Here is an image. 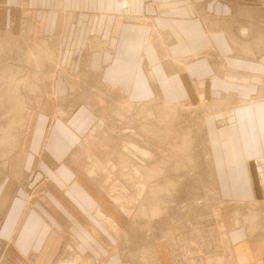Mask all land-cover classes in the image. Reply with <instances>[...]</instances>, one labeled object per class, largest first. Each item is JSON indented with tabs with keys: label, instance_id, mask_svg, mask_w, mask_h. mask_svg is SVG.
<instances>
[{
	"label": "crops",
	"instance_id": "obj_1",
	"mask_svg": "<svg viewBox=\"0 0 264 264\" xmlns=\"http://www.w3.org/2000/svg\"><path fill=\"white\" fill-rule=\"evenodd\" d=\"M258 2L263 8L252 5ZM262 3L264 0H0V35L19 34L23 27L30 26L26 33L29 31L31 42L36 40L32 39L34 35L57 47L59 62L52 73V102L64 100L71 93L65 74L78 75L81 71L84 76L85 72L96 74L123 90L126 102L158 99L179 104L200 101L201 96L221 101L220 110L208 121L210 146L207 142L217 189L224 197L238 195L234 198L264 201V91L260 94L259 89L264 88V52L257 57H242L233 51L226 37L231 29L238 36L242 24L264 27ZM214 20L212 29L208 23ZM53 37L58 38L54 39L57 43ZM183 59L186 61L181 64L179 60ZM231 75L236 78L229 79ZM257 90L260 98L246 100ZM239 98L246 104H241ZM38 100L30 109L34 115L27 127L29 153L24 166L33 165L34 176L46 175L49 179L43 199L28 207L15 202L21 214L13 217L19 219L11 224L7 219L2 221L0 234L7 241L3 256L12 264L69 263L83 255L92 258L89 264H136L126 260L118 246L111 248L112 240L104 237L107 229L96 222L100 209L94 212L92 207L95 195L88 191L91 189L87 183L76 178L74 167L68 163L77 142L93 122L88 117V106L66 105L59 100L64 112L75 110L70 117L60 118L62 114L53 113L54 105H42ZM248 104L257 107L258 126H254L251 116L247 117L242 129L250 137L251 148L244 149L258 159L244 155L238 122L232 115H242L241 109ZM242 180L248 190L238 183ZM93 224L103 231L101 241L93 238L92 233L98 232ZM156 233L158 239L154 242L159 247L161 236L159 230ZM228 234L234 258L238 247L249 252L246 263L236 264H264L260 256L264 238H245L237 227ZM184 237L187 240L188 234ZM198 240L194 243L200 247L196 260L204 261L209 250L202 236ZM159 264H173L166 246L161 249ZM200 264H207L206 260Z\"/></svg>",
	"mask_w": 264,
	"mask_h": 264
},
{
	"label": "rangeland",
	"instance_id": "obj_2",
	"mask_svg": "<svg viewBox=\"0 0 264 264\" xmlns=\"http://www.w3.org/2000/svg\"><path fill=\"white\" fill-rule=\"evenodd\" d=\"M252 5H255L258 9L263 8L259 6V2L253 3ZM25 21L32 23L29 20ZM208 25L213 29L214 25H216V21L214 20L212 23H208ZM238 27L240 28V30H238V36L232 34L233 29H231V33L226 36L236 54L242 57H257L261 52H264V27H262V25L250 23L247 25L242 24ZM23 28L24 29H21L19 34L12 33L11 37H9L11 34L6 32L0 35V44L5 47H0V229L2 227V221L7 219V222L10 221L9 223L11 224L19 219L13 217L16 214L17 216L21 214V211L16 210V206L13 205L15 202V204L19 202L24 203V205L28 207L32 206V204L40 200V198L43 199L45 196L44 192L49 176H34V166L32 165L29 168L24 166L27 153H29V151L26 150V145L28 143L27 127L34 115V110L31 111L32 113H29L31 104L33 106L34 101L43 97L45 99H39L41 101L38 100V103L41 102L42 105H54V108L52 106L54 115L61 116L62 114L60 118H67L75 113L74 109L64 112V105H60L59 103L60 99L57 100V102H52V96L54 94L51 89L52 81L55 78L52 73L55 71L57 65H54V68L52 66L56 64V62L51 65L43 64L42 68L41 61H39L38 64L36 61H33L34 59L31 63L27 62V49L30 46L28 47L25 45V47L24 44H22L21 47L19 43L23 41L31 45L33 43L35 44L37 42L36 40L43 37L34 38L33 35L32 39L36 40L31 42L29 41V36L28 38L26 37L25 27ZM95 43L99 44L97 41H95ZM260 44L262 45L258 47ZM100 45L101 44H99V46ZM53 49L57 51V48L54 47ZM29 57L31 56L29 55ZM179 61L183 64L186 59ZM52 68L54 71L51 73ZM36 71L37 75H35ZM85 73V76L82 71L78 75L66 73V77H64L70 85L71 93H68L65 99L60 101H63V103L65 102L66 105H74L77 103V106H80L85 104L86 107L88 106L89 108H87L89 115H91H88V117L93 120L92 124L84 132V135H86V133L88 135L86 137L83 135L81 141L77 142L74 152L71 157H69L68 163L74 167L76 178L79 179V181L87 183L91 189L88 191L95 195L96 201L92 199V207L94 208V212L100 209V211H97L99 214V221L97 219L96 222L102 226L105 224L104 226L107 231H110V233L108 231V234L104 235V237L112 240L111 244L113 245L111 248L114 249L115 246H118L125 255L126 260L136 264H159L161 249L165 248V246L167 251H169L173 264H200L202 262L205 263V260L207 264L246 263L249 260L248 249L238 247L237 255L234 258V251L229 240L228 232L237 227L240 233L246 236L245 238H264V201H259V204H255L256 206L253 208L252 206L254 204L249 205L247 199L242 200L240 198L236 200L234 197H238L237 193V196L234 195L232 198L224 197L217 189L216 185L218 184L212 172L213 166L209 159L210 156L208 152L210 141L208 121L212 113L220 110L221 107L219 104L221 101L217 102L216 100L215 103L204 100L201 96L199 99L200 101H183L184 103L181 102V104L175 103L174 107L179 106L180 108L177 109L180 116L177 118L180 119L178 120V125L177 122H173L174 129L172 130V134L164 137L155 135V137L154 131L148 132L149 130L146 129L147 126L144 129H141V127L138 129L139 122H132H134V119H139V117L136 116V110H140L141 104H148L147 106L152 114V119L150 120V118H148V121L151 123L149 127L152 128L151 125L154 123L156 126L160 125V122H157L158 120L155 119L153 115L156 113L157 107L161 106V104L163 105L162 102L153 100L152 103L151 100V102L148 101L135 104L136 102L129 101L132 107L133 104L137 106L133 108L130 107L131 110L128 107V111H125L124 109H126L125 106L127 102L123 90L121 91L117 86L102 81L96 74ZM48 74L50 78L53 77L51 80L50 78L48 79ZM47 83L48 86L49 83H51V87L48 88L47 86V90H50L48 94L44 91L46 87L42 86V84L46 85ZM249 83L253 82L249 81ZM256 85L258 86V84ZM40 91H42L40 93L41 96H37ZM257 94L258 90L255 95L246 97V100L254 101ZM35 96L37 97L34 99ZM66 97L69 98L66 100ZM241 99L243 100V98H239V100ZM261 101L263 102L261 111H264V99H261ZM123 102L125 106L122 104ZM249 105L250 104L246 105L245 107L247 108L244 110L241 109L243 107H240L242 115H234L232 114L233 112L231 114L238 122L237 129H239L241 142L244 145V147H242L244 155L247 156V158L254 157L253 159H258L253 152L244 149L245 147L251 148L249 144L250 137L247 131L242 129L243 126H246L247 117L251 116L253 118L252 122L256 123L254 126H258L255 114L257 107ZM55 106H58V108L56 109ZM121 106H124V108L121 109ZM45 108L51 107L46 106ZM60 108L62 111H59ZM212 108L213 110H211ZM132 110L133 112L131 113L130 111ZM152 110L154 113L151 112ZM233 110H235V108ZM124 111L126 114L128 112V114H124ZM130 115H133V118ZM128 116H130L131 119ZM184 116H186V118ZM242 118L245 120L244 123ZM129 120L130 122L128 123ZM187 121L188 124H186ZM128 124L130 125L129 127L132 126L131 130L133 128V131H128ZM24 125L26 129H24ZM117 125L120 126L118 127ZM176 126H181V128L184 129H179L178 131ZM134 128L136 129L135 131ZM123 129H125V132ZM145 132H148V134H145ZM189 133H191V135ZM125 134L132 138L126 137ZM143 135L146 136L144 137ZM133 137L136 141H139V143L134 141L135 139ZM141 137L147 140V142H144L145 144L143 143L144 140H141ZM148 142L152 144L151 147ZM156 142H159L158 144L160 145L158 146ZM206 142H208V145ZM258 142L261 143L259 136ZM155 143L156 147L153 145ZM133 145L149 150L151 149L150 151L152 152L148 150L151 155L150 161L147 162L145 158H143L142 161L145 160L144 162H150V166H154L156 169L162 165L164 170L157 172V175L154 176V182H156V197L153 201L158 203L159 206H162L163 212L160 213L159 217H153L151 221L146 217L143 219L141 218L142 216L139 217L137 215L139 214L138 211L141 203L149 201L147 199L152 197L149 195L150 192H148L150 186H148V184L142 186L138 183L139 179L144 180V178H146L143 172L145 168H142L144 165H138L139 162H137V159L140 161L141 155L137 152V149L132 147ZM122 146L125 149H122ZM125 146L130 149L126 150L127 148ZM261 149L263 154L262 145ZM22 152H24V154H22ZM122 156H126L127 158L130 156L131 162L129 161V163L134 162L133 165L129 164L128 166V164L126 165L123 162L122 164L124 165H120L123 158L126 159V157ZM157 157L160 160H158ZM82 160L84 161L82 162ZM137 167H139V169ZM134 172L137 174H134ZM129 176L132 178L129 179ZM168 179L173 182L167 181ZM243 181L244 180L238 181V183L243 186ZM161 186L162 188L158 191V188ZM163 186L165 187L163 188ZM243 187L247 189L246 186ZM216 196L218 198H215ZM250 196L254 197L255 194H251ZM220 200L223 201L221 202ZM251 201L252 200H250V202ZM223 202L226 204L225 206ZM255 208L257 209L255 210ZM250 210H254L253 212H260L261 215H263L260 216L257 213L260 220H257L259 223L257 231L261 233H257L256 230H254L255 232H249V228H246V225L249 226V224L243 216L246 217V215H249L251 213ZM245 211L246 213H243ZM7 214L8 217H6ZM95 227L98 232L94 234L92 231V235L98 242V239L100 241L103 239V231L99 229V226L96 225ZM145 228L146 231L148 230L147 232ZM150 228L151 230H149ZM188 228H190V230H188ZM158 230L161 236L159 247H157L158 243L154 242L158 239L156 233ZM253 233L255 235H253ZM184 234H188L187 240H185ZM248 234H251V236ZM127 236L129 238H127ZM200 236L206 241L204 245L205 249L209 250L204 261H200V259L196 260V254L200 252V247L198 244L196 246L194 243H198ZM2 237L0 234V264H12L6 256H3L7 241L2 239ZM263 253L264 249H262L260 253L262 261L264 260ZM114 254L113 252L112 255ZM156 256L158 257L156 258ZM90 259V256L87 255L85 257L83 255L80 256L79 259H76L77 261L61 264H81L85 261L89 264V261H91Z\"/></svg>",
	"mask_w": 264,
	"mask_h": 264
},
{
	"label": "bare ground",
	"instance_id": "obj_3",
	"mask_svg": "<svg viewBox=\"0 0 264 264\" xmlns=\"http://www.w3.org/2000/svg\"><path fill=\"white\" fill-rule=\"evenodd\" d=\"M208 16V15H207ZM209 22V21H208ZM30 27V26H29ZM29 27H25V29H29ZM26 31V30H25ZM8 33V32H7ZM27 35H26V37L28 38V36H29V38H30V35H29V31L26 33ZM7 35H9V34H7ZM9 37H11L10 35H9ZM52 37V36H51ZM26 38V39H27ZM54 39H58L57 37L56 38H54L53 37V40ZM52 40V41H53ZM31 41V40H30ZM55 41V40H54ZM38 42V43H37ZM37 42L34 44H28V43H26V42H23V41H21L20 43H19V46H21L22 44H24V46L25 45H27L29 48L27 49V55H28V57H27V59H28V61L27 62H32V60L33 61H36L37 62V64H38V62L39 61H41V68H42V65L43 64H49V65H51L52 63H54V62H59L58 61V53L59 52H56L53 48L55 47H53L52 48V46L53 45H51L49 42H48V40H46V39H42V38H40V39H38L37 40ZM56 43H57V41H55ZM54 42V43H55ZM263 42V41H262ZM58 45V44H57ZM247 45V44H246ZM262 44H260L258 47H260ZM0 47L1 48H5V47H3V45L2 44H0ZM22 47V46H21ZM26 47V46H25ZM55 48H57V47H55ZM257 50V49H256ZM259 50V49H258ZM3 51V50H2ZM1 51V52H2ZM249 54V53H248ZM247 54V55H248ZM256 54H257V52H256ZM29 55L31 56V57H29ZM25 56V55H24ZM32 58V59H31ZM60 58V57H59ZM26 60V59H25ZM33 63H35V62H33ZM49 65H48V67H49ZM54 65L55 64H53V68H54ZM58 65V64H57ZM17 68V67H16ZM44 68H46V67H44ZM43 68V69H44ZM51 68V67H50ZM52 68V71H51V73L54 71V69ZM46 69H49V68H46ZM47 72V71H46ZM49 72V71H48ZM36 74L35 75H37V71L35 72ZM54 73V72H53ZM64 73V72H63ZM43 74H44V72H43ZM62 75H64V74H62ZM48 76V79L50 78L49 77V74L47 75ZM47 76H44V77H47ZM51 76V75H50ZM65 76H66V74H65ZM52 77V76H51ZM231 78H236L234 75H231L230 77H229V79H231ZM254 79V78H253ZM46 80V79H45ZM50 80H51V78H50ZM240 80V79H239ZM242 80V79H241ZM254 80H256V79H254ZM244 81V80H243ZM257 81V80H256ZM255 82V81H254ZM258 82H259V78H258ZM48 84V83H47ZM49 84H51V83H49ZM41 85V84H40ZM39 85V86H40ZM38 86V85H37ZM42 86H45V85H43L42 84ZM45 87H47V86H45ZM49 88V87H48ZM40 89V88H39ZM47 89V88H46ZM46 89H44V90H46ZM260 89V94L261 93H263V86H261V88H259ZM42 90V89H41ZM40 92H42V91H40ZM40 92H39V95H41L40 94ZM11 93V92H10ZM46 93H47V90H46ZM49 93V92H48ZM18 94V93H17ZM259 95V94H258ZM260 96V95H259ZM259 96H257V98L259 97ZM36 97V96H35ZM34 97V98H35ZM158 98H160L159 96H157ZM261 97V96H260ZM259 97V98H260ZM256 98V99H257ZM161 99V98H160ZM129 100V99H128ZM153 100V99H152ZM158 100V99H157ZM156 100V101H157ZM254 100V99H253ZM158 101H160V100H158ZM255 101V100H254ZM148 102V101H147ZM150 102H151V100H150ZM149 102V103H150ZM237 102H240V101H238L237 100ZM251 102V101H250ZM143 103V102H142ZM152 103H153V101H152ZM155 103V102H154ZM241 104H246V102H244L243 100L240 102ZM124 106H125V104H124V102L122 103ZM133 104V103H132ZM135 104H138V103H135ZM179 104H181V102L179 103ZM235 104H237V103H234V105H232L233 107H235ZM21 105V104H20ZM32 105V104H31ZM131 105V103L130 102H128L127 101V103H126V106H125V108L127 109L128 107H129V109H130V107L131 108H133V107H135V106H137V105H135L134 106V104H133V107H132V105ZM148 104H141V108H140V110L138 111V110H136V112H137V114H136V116L137 117H139V119H134V122H132V123H136V122H139V127H138V129L141 127V129L143 128H146V126H147V128L146 129H148L149 131L148 132H153L154 131V136L156 135V136H159V137H164V136H167V135H169V134H172V130L174 129V126H173V122H177V125H178V123H179V121L178 120H180V119H177V118H179L180 116H179V112H178V110L177 109H180L179 108V106L178 107H174V103H172V104H169V103H163V105L161 104V106H159V107H157V110H156V113L153 115L154 117H155V119H157L158 121L157 122H160V125H155V123L154 124H152L151 125V127L152 128H150L149 126H150V122L148 121V118H150V120L152 119L151 118V113H150V109H149V107L147 106ZM154 105V104H153ZM158 105V104H157ZM160 105V104H159ZM239 105V104H238ZM238 105H236V106H238ZM124 106H121V109H123L124 108ZM156 106V105H155ZM154 106V107H155ZM177 106V105H176ZM211 106H213V105H211ZM120 107V106H119ZM140 107V106H139ZM148 107V108H147ZM153 107V108H154ZM183 107V106H182ZM232 107V108H233ZM239 107V106H238ZM237 107V108H238ZM231 108V107H230ZM126 109H124L125 111H128V109L126 110ZM235 109H236V107H235ZM131 110V109H130ZM211 110H213V108L211 109ZM119 111H120V108H119ZM125 111L123 112L124 114H126L125 113ZM215 111V110H214ZM131 113L133 112V110L132 111H130ZM151 112H153L154 113V111L152 110ZM233 112V111H232ZM29 113H30V110H29ZM120 113H121V111H120ZM120 113H118V114H120ZM122 113V114H123ZM127 114H128V112H127ZM126 114V115H127ZM130 114V113H129ZM118 116H120V115H118ZM122 116V115H121ZM131 116V115H130ZM130 116H128L129 118H130ZM133 116V115H132ZM131 116V117H132ZM152 116V117H153ZM124 117V116H123ZM185 118H186V116H184ZM133 118V117H132ZM131 119V118H130ZM183 119V118H182ZM133 120V119H132ZM131 120V121H132ZM138 120V121H137ZM148 121V122H147ZM130 122V120L128 121V123ZM114 123V122H113ZM157 124V123H156ZM186 124H188V121L186 122ZM176 125V124H175ZM25 126V125H24ZM118 126V125H117ZM120 126V125H119ZM118 126V127H119ZM123 126V125H122ZM126 126V125H125ZM124 126V127H125ZM128 127L127 128H129V130L128 131H130L131 130V127H129L130 125L128 124L127 125ZM134 126V125H133ZM185 126H187V125H185ZM189 126V125H188ZM177 127V126H176ZM123 128V127H122ZM126 128V127H125ZM253 128V127H252ZM24 129H25V127H24ZM121 129V128H120ZM119 129V130H120ZM179 129H184V128H181V126H179V127H177V130L179 131ZM186 129V128H185ZM124 130V132H125V129H123ZM136 129L134 128V131H135ZM121 131V130H120ZM126 131H127V129H126ZM131 131H133V128H132V130ZM141 131V130H140ZM143 131V130H142ZM251 131V130H250ZM148 132H145V134L147 133L148 134ZM181 132V131H180ZM186 132V131H185ZM259 133V132H258ZM23 134V133H22ZM127 134V133H126ZM125 134V135H126ZM129 134V133H128ZM140 134V133H139ZM190 135H191V133H189ZM122 136V135H121ZM144 137L146 136V135H143ZM142 136V137H143ZM155 136V137H156ZM257 136V135H256ZM123 137H125V136H123ZM126 137H130V136H127L126 135ZM141 137V138H142ZM148 137V136H147ZM146 137V138H147ZM151 137V136H150ZM128 138H127V140H128ZM130 138H132V137H130ZM134 138V137H133ZM149 138V137H148ZM151 138H154V137H151ZM125 139V138H124ZM135 139V138H134ZM138 139V138H137ZM167 139H168V137H167ZM166 139V140H167ZM131 140V139H130ZM141 140H144L143 141V143L144 142H147V140H145L144 138H142ZM151 140V139H150ZM256 140V139H255ZM131 141H133V140H131ZM134 141H136V139L134 140ZM163 141V140H162ZM136 142H138L139 143V141H136ZM141 143V142H140ZM149 143V142H148ZM148 143H146V144H148ZM157 143V142H156ZM156 143L155 144H153V145H155V147H156ZM159 143V142H158ZM157 143V145L159 146L160 144H158ZM207 143V142H206ZM22 144V143H21ZM137 144V143H136ZM145 144V143H144ZM150 144V143H149ZM148 144V145H149ZM151 145L152 144H150V147H151ZM206 145V144H205ZM124 146V145H123ZM123 146H122V149H125V148H123ZM140 146V145H139ZM161 146H163V145H161ZM160 146V147H161ZM186 146V145H185ZM126 147V146H125ZM132 147H134L135 149H137V152H139L140 153V161H138L139 159H137V162H139L138 163V165H144L142 168L144 169L145 168V170L143 171L145 174H144V177H146V178H144V180H138L139 182V184L140 185H142V186H144L145 184H148V186H150L149 187V189H148V192H150L149 193V195L152 197V198H149V199H147V200H149V201H146V202H142L141 203V205H140V208H139V214H137L139 217H141V218H143V219H145V217L148 219V220H150L151 221V219L154 217H159L160 216V213L161 212H163V208H162V206H159L158 205V203H156V202H153L154 200H155V197H156V186H155V183L156 182H154L155 180V175H157V172H159V171H164L163 170V166L161 165V166H159V168L158 169H156L154 166H150V162L149 163H147L148 161H150V159H151V155H150V153H149V151L151 150H149V149H146V148H141V147H137V146H135V145H133ZM144 147V146H143ZM146 147V146H145ZM154 147V146H153ZM127 148V147H126ZM147 148H149V147H147ZM163 148V147H162ZM179 148V147H178ZM130 148L128 147L126 150H129ZM154 149V148H153ZM181 149V148H180ZM125 150V151H126ZM149 150V151H148ZM155 150V149H154ZM169 150V149H168ZM209 150V149H208ZM120 151V150H119ZM131 151V150H130ZM124 152V151H123ZM123 152H122V154H123ZM150 152H152V151H150ZM186 152H187V150H186ZM121 153V152H120ZM119 153V154H120ZM125 153V152H124ZM128 153V152H127ZM158 153V152H157ZM210 153V152H209ZM19 154V153H18ZM129 154V153H128ZM131 154V153H130ZM136 154V153H135ZM126 155V154H125ZM133 155V154H132ZM97 156V155H96ZM119 156V155H118ZM209 156H211V155H209ZM122 157H126V156H122ZM130 157V156H129ZM127 158L126 157V159H124L123 158V160L120 162V165H124V164H128V166H129V164H132L133 165V163H129V161H130V158ZM134 157V156H133ZM212 157V156H211ZM143 158H145L146 160H147V162H144V161H142V159ZM158 158V157H157ZM156 158V159H157ZM82 159V158H81ZM117 159H119V158H117ZM155 159V158H154ZM210 159V158H209ZM158 160H160L159 158H158ZM84 160H82V162H83ZM89 162V161H88ZM94 162V161H93ZM122 162L124 163V164H122ZM131 162V161H130ZM156 162V161H155ZM161 164H162V162H161ZM119 165V164H118ZM119 165V166H120ZM137 165V164H136ZM213 166V165H212ZM86 167V166H85ZM123 167V166H122ZM135 167V166H134ZM133 167V168H134ZM169 167V166H168ZM132 168V167H131ZM138 169H139V167H137ZM122 169V168H121ZM211 169H212V167H211ZM125 171V170H124ZM122 172V171H121ZM135 172H136V170H135ZM134 172V174H137V173H135ZM212 172H213V170H212ZM120 175H121V173H120ZM170 175V174H169ZM214 175V174H213ZM212 175V176H213ZM137 176V175H136ZM211 176V175H210ZM216 176V175H215ZM132 177H130L129 176V179H131ZM121 179H122V177H121ZM124 179H125V177H124ZM167 181H170V182H173V181H171L170 179H168ZM160 182V181H159ZM127 183V182H126ZM163 183H165V182H163ZM118 184V183H117ZM169 184V183H168ZM172 184V183H171ZM109 185V184H108ZM135 185V184H134ZM170 185V184H169ZM217 186V185H216ZM165 186H163V188H164ZM172 187V186H171ZM158 188V187H157ZM162 188V186L161 187H159L158 188V191H159V189H161ZM216 189V188H215ZM214 189V190H215ZM220 190V189H219ZM118 191V190H117ZM132 191V190H131ZM159 193V192H158ZM166 193V192H165ZM213 194V193H212ZM218 195V194H217ZM115 196V195H114ZM113 197V196H112ZM220 197V196H219ZM215 198H218L217 196L215 197ZM236 199V198H235ZM242 200H245V199H243V198H241ZM152 200V201H151ZM216 200H218V199H216ZM237 200V199H236ZM250 200L251 199H249L248 200V204L250 205V204H254L252 207L254 208L257 204H259V201L257 202V200H252L251 202H250ZM221 201V200H220ZM219 201V202H220ZM223 201V200H222ZM221 201V202H222ZM220 202V203H221ZM229 203V202H228ZM163 204V203H162ZM223 204H224V202H223ZM247 204V203H246ZM256 204V205H255ZM264 204V203H263ZM226 204H224V206H225ZM242 205V204H241ZM251 207V206H250ZM263 208H264V206H263ZM257 208H255V210H256ZM252 210V209H251ZM250 210V211H251ZM248 211V210H247ZM254 211V210H253ZM253 211H251V213L249 214V215H246V217L245 216H243V218L244 219H246V221H247V223L249 224V226H247L246 225V228L248 227L249 228V232L250 231H254V230H256L257 231V228H259V223L257 222V220L258 221H260L259 220V218H258V214L260 215V216H263V215H261V213L260 212H253ZM263 211V210H262ZM243 213H246V211L245 212H243ZM258 213V214H257ZM233 216V215H232ZM259 216V217H260ZM106 217V216H105ZM264 218V217H263ZM104 219V218H103ZM244 219H242V220H244ZM264 220V219H263ZM102 221V220H101ZM102 223V222H101ZM106 223H108V222H106ZM247 223H245V224H247ZM264 223V222H263ZM103 224V223H102ZM113 224V223H112ZM262 224V223H261ZM105 225V224H104ZM103 225V226H104ZM114 225V224H113ZM115 226V225H114ZM92 228V227H91ZM90 228V229H91ZM109 228V227H108ZM146 228H147V226H146ZM146 228H145V231H146ZM240 228H242V227H240ZM262 228V227H261ZM104 229H106L105 228V226H104ZM112 230V229H111ZM149 230H151V228L149 229ZM259 230V229H258ZM263 230V229H262ZM109 231V230H108ZM148 231V230H147ZM146 231V232H147ZM95 232V231H94ZM255 232V231H254ZM261 233L260 231H257V233ZM109 233H110V231H109ZM112 233V232H111ZM247 233V232H246ZM95 234V233H94ZM248 235H250L251 236V234H248ZM253 235H255L254 233H253ZM264 235V234H263ZM260 236V235H259ZM258 236V237H259ZM127 238H129L128 236H127ZM257 239V238H256ZM264 254V253H263ZM133 255V254H132ZM158 256H156V258H157ZM92 259V258H91ZM90 259V260H91ZM89 262H91V261H89ZM81 264H87L86 263V261L85 262H83V263H81Z\"/></svg>",
	"mask_w": 264,
	"mask_h": 264
}]
</instances>
